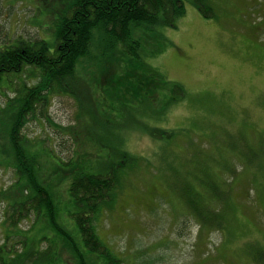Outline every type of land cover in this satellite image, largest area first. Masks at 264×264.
<instances>
[{
  "label": "trees",
  "instance_id": "obj_1",
  "mask_svg": "<svg viewBox=\"0 0 264 264\" xmlns=\"http://www.w3.org/2000/svg\"><path fill=\"white\" fill-rule=\"evenodd\" d=\"M41 1L47 8L42 7V11L55 9V5L60 8L59 18L51 26L52 40L23 39L0 48V96L7 98L0 105V169L14 174L10 184H0L5 227L2 244L14 239L10 251L16 255L15 264H57L58 259L67 264L72 260L75 264H125L124 258L100 237L99 222L117 207L121 194L131 190L126 185L130 175L143 165L148 168L151 162L122 148V139L112 137L110 131L118 125L109 119L103 122L102 117H95L86 126L83 114L89 105L85 102L88 91L91 93L96 84L106 92L108 101H120L117 110L127 113V126H144L164 148L178 143L184 128L151 127L139 116L150 111L151 117L159 115L162 119L186 98L185 86L166 80L160 71L144 67L137 60L143 59L146 31L177 28L187 13V1L206 18L216 16L215 8L210 0H70L65 7V0ZM30 67L39 71L40 81L24 84L16 89L14 97L8 96L4 90L11 88L10 76L21 75ZM89 71L92 76L83 78ZM68 92L80 102L79 122L58 126L49 115L51 98ZM44 112L45 119L74 145L67 160L51 149L54 143L47 146L50 140L32 139L25 132L29 120ZM248 134L243 127L236 128V165L228 156H223L222 162L213 159L212 166L204 165L202 158L212 149L196 138L180 145L187 150L183 158L175 154L163 162L171 171V176L166 174L164 178L163 195L175 214L186 212L203 230L232 232L234 206L236 213L243 208L231 202L238 175H249L253 186L257 171L264 169V133L252 141ZM29 220L31 226L23 228L22 223ZM35 228L50 230L58 240L45 236L39 239L43 249L30 245L24 231ZM241 233H245L243 228ZM244 245L240 256L247 258V264H264V245L251 240ZM86 254L95 256V260L88 261Z\"/></svg>",
  "mask_w": 264,
  "mask_h": 264
},
{
  "label": "rangeland",
  "instance_id": "obj_2",
  "mask_svg": "<svg viewBox=\"0 0 264 264\" xmlns=\"http://www.w3.org/2000/svg\"><path fill=\"white\" fill-rule=\"evenodd\" d=\"M29 2L0 0V48L23 39L52 40L51 26L60 16L59 6L42 11V7L47 8L42 6L41 0H31L30 5ZM210 2L215 8L213 18H206L187 1V13L178 21L177 28L147 30V42L141 52L143 59L137 60L144 67L149 65L160 71L166 80L185 86L186 98L162 119L159 115L151 117L150 111L139 116L151 127L184 128L178 143L164 148L144 126H127V113L117 110L120 101H108L106 92L96 84L91 87V93L88 91L91 100L85 101L89 105L83 114L86 126L92 124L95 117H102L103 122L109 119L118 125L110 131L114 133L112 137L122 139V148L151 162L148 168L143 165L130 175L126 185L131 190L123 192L117 207L99 222L100 237L124 258L125 264H247V258L240 256L242 247L245 251L246 241L264 245V169L257 171L253 186L249 175L243 172L238 175L231 202L243 208L242 213L241 210L236 213L234 206L231 233L220 229L203 230L186 212L175 214L163 195L166 194L164 178L166 174L171 176L170 168L163 162L175 154L183 158L187 150L180 145H188L191 138L212 149L210 154L209 151L204 154V165L212 166L213 159L222 162L223 156H228L230 163L236 165V128L246 129L251 141L264 133V0ZM69 4L70 0H65L63 6ZM94 72L96 76L100 74L98 70ZM91 76L89 71L83 78ZM40 79L39 71L27 68L21 75L10 76L11 88L4 92L12 98L17 88L36 84ZM75 88L80 95V90ZM73 94L57 93L51 98L49 115L56 125H78L80 102ZM6 100L5 96H0V105ZM44 115L45 112L32 117L25 132L32 139L50 140H46L47 146L54 143L51 149H56L59 156L67 160L74 147L70 137L50 124ZM171 167L173 169L174 164ZM172 175L174 178V173ZM13 179L11 170L0 169V184H10ZM3 221L4 214L0 210V264H15L16 255L10 251L14 239L2 244ZM30 226L31 220L22 223L23 228ZM24 233L30 245L36 248H44V244L39 243L41 237L58 240L50 230L35 228ZM85 257L91 261L95 256L86 254ZM57 264L67 263L58 259ZM68 264L75 263L72 260Z\"/></svg>",
  "mask_w": 264,
  "mask_h": 264
},
{
  "label": "bare ground",
  "instance_id": "obj_3",
  "mask_svg": "<svg viewBox=\"0 0 264 264\" xmlns=\"http://www.w3.org/2000/svg\"><path fill=\"white\" fill-rule=\"evenodd\" d=\"M151 168V167H150Z\"/></svg>",
  "mask_w": 264,
  "mask_h": 264
}]
</instances>
